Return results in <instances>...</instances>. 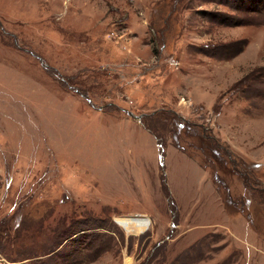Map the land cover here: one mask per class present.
<instances>
[{"label":"rangeland","instance_id":"374dc122","mask_svg":"<svg viewBox=\"0 0 264 264\" xmlns=\"http://www.w3.org/2000/svg\"><path fill=\"white\" fill-rule=\"evenodd\" d=\"M0 259L264 264V0H0Z\"/></svg>","mask_w":264,"mask_h":264},{"label":"bare ground","instance_id":"6f19581e","mask_svg":"<svg viewBox=\"0 0 264 264\" xmlns=\"http://www.w3.org/2000/svg\"><path fill=\"white\" fill-rule=\"evenodd\" d=\"M139 220H130V219H121V220H119V223L123 226V227H125V228H132V227H134V226H136V227H141V222L139 223L138 222ZM144 222V221H143ZM139 224V225H138ZM128 230V229H127Z\"/></svg>","mask_w":264,"mask_h":264},{"label":"water","instance_id":"95a60500","mask_svg":"<svg viewBox=\"0 0 264 264\" xmlns=\"http://www.w3.org/2000/svg\"><path fill=\"white\" fill-rule=\"evenodd\" d=\"M129 116L133 117V118H136L133 113H130V112H127Z\"/></svg>","mask_w":264,"mask_h":264},{"label":"built area","instance_id":"2783aa9c","mask_svg":"<svg viewBox=\"0 0 264 264\" xmlns=\"http://www.w3.org/2000/svg\"><path fill=\"white\" fill-rule=\"evenodd\" d=\"M0 264H4V261L0 259Z\"/></svg>","mask_w":264,"mask_h":264}]
</instances>
